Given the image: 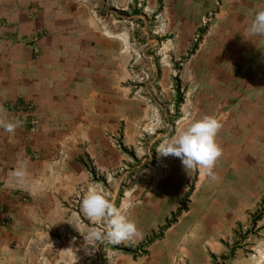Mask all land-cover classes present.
Returning <instances> with one entry per match:
<instances>
[{
    "label": "rangeland",
    "instance_id": "374dc122",
    "mask_svg": "<svg viewBox=\"0 0 264 264\" xmlns=\"http://www.w3.org/2000/svg\"><path fill=\"white\" fill-rule=\"evenodd\" d=\"M259 10L264 0H0L1 79L16 69L37 81L78 70L88 102L78 118L88 130L67 132L71 147L27 149L40 190L19 197L26 218L16 226L1 216L7 264H264V37H245ZM190 115L223 117L217 142L233 166L216 164L226 194L212 190L216 208L197 221L201 237L187 259L178 227L202 190L199 172L157 148ZM90 186L116 206L134 201L141 239L85 246L69 221L85 233L94 227L80 211Z\"/></svg>",
    "mask_w": 264,
    "mask_h": 264
},
{
    "label": "crops",
    "instance_id": "0c3cea01",
    "mask_svg": "<svg viewBox=\"0 0 264 264\" xmlns=\"http://www.w3.org/2000/svg\"><path fill=\"white\" fill-rule=\"evenodd\" d=\"M44 71L46 70L44 69ZM86 71L88 73V70ZM89 75L90 77L88 76L86 79L87 84L88 81H95L94 74L90 72ZM81 77L82 72L79 73L78 70L74 72L71 70L66 71L65 69L63 72L57 69L54 74L49 73V77L42 78L39 81L28 79L24 74L20 75V70L17 69L4 79H1L0 76V116L7 120L20 119L23 122L22 126L17 128L14 134H11V138L8 132L0 128V219L1 216L8 213L13 225L19 220H24L25 216H19L18 214L23 211L26 201L21 200L19 197L29 195L30 192L18 186H11L10 174L21 159H26L29 162V178L33 181V163L27 149L34 150L39 147L47 149L51 147L48 144L49 142H59L62 147H71V144H67L70 141L67 142L65 139L67 132L70 134L87 132V120L83 124L78 119L82 117V109L88 108V102L86 101L83 105L81 97H79V92L81 94L82 90L78 89L83 88ZM79 102L83 106H80ZM28 110L37 121V127L33 131L27 130ZM219 117L220 120L223 118L222 116ZM55 133L61 134L60 137L57 135L56 139L51 138V134ZM68 137L70 136L68 135ZM221 147L223 155L216 164L226 165L225 171H231L233 166L231 152L229 150L228 155L226 154V142H222ZM215 169L216 166L214 172ZM65 177L66 182L62 185L64 188L70 185L67 184V176ZM224 178H217L215 181L205 177L203 180L202 177L199 178L198 182L201 181L199 184L202 190L198 191L196 195L198 198L192 206L190 215L178 227L181 229L180 235L183 239L179 251L185 253L187 259L191 249L198 243L197 238L201 237L197 234V227H200L197 221L202 218L204 212L209 216L208 214L212 211L210 208H216L209 203V199L215 196L212 195L214 194L212 190L216 188V191L219 192L216 193L217 195L222 194L223 191L226 194V189H221L225 185L224 181H227V178ZM237 206V211L241 212L242 204ZM1 222L0 220V264H7L9 236L8 231L1 227ZM211 240L213 238L209 237L208 241ZM189 260L192 264L196 263L193 258ZM151 262H153V259L147 257L145 260L132 261L131 264H151Z\"/></svg>",
    "mask_w": 264,
    "mask_h": 264
},
{
    "label": "clouds",
    "instance_id": "9594fccd",
    "mask_svg": "<svg viewBox=\"0 0 264 264\" xmlns=\"http://www.w3.org/2000/svg\"><path fill=\"white\" fill-rule=\"evenodd\" d=\"M160 27L163 29L165 24L161 23ZM245 37H264V10L255 13ZM22 124L20 119L7 120L0 116V128L8 132L10 138ZM222 127L223 124L219 118L205 115L200 119L192 120L180 129L170 140L162 143L157 148V152L163 157L179 158L188 173L198 171L203 177L215 181L217 176L214 168L223 155V149L217 142V136ZM10 176L11 186H18L33 195L38 194L39 185L30 180L26 159L18 162ZM134 207V201L130 198L116 206L103 188L90 186L83 194L80 211L94 227H90L85 233L80 230L77 223L69 222L82 233L85 246L91 245L93 250L98 242L134 244L142 238L136 221L131 218Z\"/></svg>",
    "mask_w": 264,
    "mask_h": 264
},
{
    "label": "bare ground",
    "instance_id": "6f19581e",
    "mask_svg": "<svg viewBox=\"0 0 264 264\" xmlns=\"http://www.w3.org/2000/svg\"><path fill=\"white\" fill-rule=\"evenodd\" d=\"M110 37V36H109ZM126 35H124L123 37H122V41L124 42V44H125V41H126ZM163 48H165V46L163 45ZM192 115V114H191ZM190 115V118H189V120L188 121H191V120H196L193 116H191ZM217 118H219L220 119V117L219 116H216ZM170 157H172V156H168V158H170ZM199 176L201 177L202 175L199 173ZM263 258H264V256H263ZM261 261V260H260Z\"/></svg>",
    "mask_w": 264,
    "mask_h": 264
}]
</instances>
